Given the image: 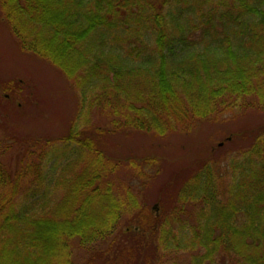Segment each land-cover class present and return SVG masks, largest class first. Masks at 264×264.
Returning a JSON list of instances; mask_svg holds the SVG:
<instances>
[{"label":"trees","instance_id":"16d2710c","mask_svg":"<svg viewBox=\"0 0 264 264\" xmlns=\"http://www.w3.org/2000/svg\"><path fill=\"white\" fill-rule=\"evenodd\" d=\"M0 14L23 51L82 95L111 84L113 131L165 137L264 112V0H0ZM92 130L74 122L60 139L24 143L13 166L0 138V264L143 263L126 241L154 246L149 264H264V125L245 150L185 180L177 208L199 209L190 233L134 188L158 162L109 160Z\"/></svg>","mask_w":264,"mask_h":264},{"label":"rangeland","instance_id":"374dc122","mask_svg":"<svg viewBox=\"0 0 264 264\" xmlns=\"http://www.w3.org/2000/svg\"><path fill=\"white\" fill-rule=\"evenodd\" d=\"M107 84L92 87L82 95L76 85L48 62L23 51L0 14V138L5 145H11L3 163L13 166L24 143L66 136L74 122L81 130L92 128L107 159L123 164L158 162L159 174L146 184L136 182L134 188L147 210L154 213L158 204L161 214L170 212L167 223L171 228L190 233L199 209L189 205L177 208L180 188L206 162H225L229 156L249 147L264 125V112L254 107L237 109L224 118L201 121L189 131L178 130L165 137L131 130L113 131L111 117L103 111L106 100L103 88ZM8 85L10 92H2ZM98 92H103V96L97 97ZM121 176L128 180V173ZM128 225L130 221L124 223V229ZM125 243L126 251L140 259L141 264L157 260L151 257L154 246ZM180 257L187 262L186 255ZM85 261L78 264H86Z\"/></svg>","mask_w":264,"mask_h":264}]
</instances>
